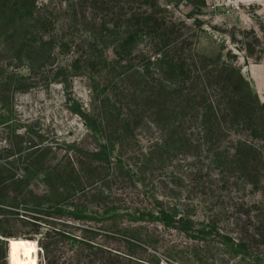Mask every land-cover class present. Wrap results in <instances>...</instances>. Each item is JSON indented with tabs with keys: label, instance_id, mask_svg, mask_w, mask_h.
Instances as JSON below:
<instances>
[{
	"label": "rangeland",
	"instance_id": "374dc122",
	"mask_svg": "<svg viewBox=\"0 0 264 264\" xmlns=\"http://www.w3.org/2000/svg\"><path fill=\"white\" fill-rule=\"evenodd\" d=\"M0 237L264 264V0H0Z\"/></svg>",
	"mask_w": 264,
	"mask_h": 264
},
{
	"label": "bare ground",
	"instance_id": "6f19581e",
	"mask_svg": "<svg viewBox=\"0 0 264 264\" xmlns=\"http://www.w3.org/2000/svg\"><path fill=\"white\" fill-rule=\"evenodd\" d=\"M39 251L36 240L23 238L9 239L7 264H38Z\"/></svg>",
	"mask_w": 264,
	"mask_h": 264
},
{
	"label": "water",
	"instance_id": "95a60500",
	"mask_svg": "<svg viewBox=\"0 0 264 264\" xmlns=\"http://www.w3.org/2000/svg\"><path fill=\"white\" fill-rule=\"evenodd\" d=\"M0 241L4 242L5 244V261L7 263L9 255V239L5 237H0Z\"/></svg>",
	"mask_w": 264,
	"mask_h": 264
}]
</instances>
